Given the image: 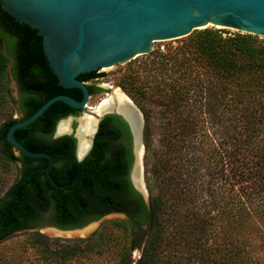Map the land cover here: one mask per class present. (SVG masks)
<instances>
[{"label": "trees", "instance_id": "trees-1", "mask_svg": "<svg viewBox=\"0 0 264 264\" xmlns=\"http://www.w3.org/2000/svg\"><path fill=\"white\" fill-rule=\"evenodd\" d=\"M11 65L22 90L20 120L57 96L83 99L81 90L59 85L38 31L16 21L0 1V111L12 100L6 86ZM105 77L98 71L79 80L95 96L100 89L89 83ZM119 86L145 116L155 192L150 205L131 188V145L113 143L120 136L131 139L120 117L103 121L85 162L71 163L64 177L53 176L67 187L52 185L50 194L46 176L36 171L49 161L16 156L7 133L18 120H10L0 127V158L23 167L12 186L15 192L11 187L0 200V241L40 220L46 209L63 228L124 212L128 219L107 223L133 231L150 223L151 233L136 261L123 254L116 264H264V39L194 31L179 47L158 52L131 71ZM147 102L158 110L155 128ZM75 112L56 102L18 129L16 137L28 150L48 153L55 162L68 159L75 139L52 140V134L58 121ZM154 133L157 146L152 144ZM82 242L60 245L36 234L33 247L41 264H70L92 250L81 249Z\"/></svg>", "mask_w": 264, "mask_h": 264}, {"label": "water", "instance_id": "water-1", "mask_svg": "<svg viewBox=\"0 0 264 264\" xmlns=\"http://www.w3.org/2000/svg\"><path fill=\"white\" fill-rule=\"evenodd\" d=\"M0 1L2 8L16 21L38 31L43 39V50L49 67L57 76L59 85L65 89H79L83 93L81 101L67 95L49 100L32 116L13 124L7 133L8 142L17 149L19 155L48 159L49 165L41 170L47 173L53 165L52 156L28 150L17 139L16 131L31 125L56 102H62L74 110L91 111L88 108L90 92L87 84L79 80L80 75L98 72L104 68H115L137 56L150 53L154 42L185 38L195 30L210 25L234 29L264 39V0ZM102 89L107 96L114 91V87L108 85ZM124 95L128 107L139 116L137 130L133 127L130 115L116 107L105 111L99 121L109 114H116L128 124L135 152L132 181L149 206L150 197L143 182L142 163L145 151V117L139 106L125 93ZM69 117L77 118L70 115L64 119ZM139 165L142 169V185H137L133 178ZM106 216L77 228H46L63 233L79 232V236H86L93 232L91 229L95 230L110 219L105 218ZM84 231L88 232L82 234ZM150 233V223L134 231L133 247L139 254L138 257L141 256Z\"/></svg>", "mask_w": 264, "mask_h": 264}, {"label": "rangeland", "instance_id": "rangeland-1", "mask_svg": "<svg viewBox=\"0 0 264 264\" xmlns=\"http://www.w3.org/2000/svg\"><path fill=\"white\" fill-rule=\"evenodd\" d=\"M204 29H213L217 31L224 32V36L233 35L238 33V31L230 28H221L213 25L208 26ZM241 33V32H239ZM246 34V33H244ZM259 37V36H258ZM185 38L167 40V41H157L152 45L150 53L146 55L137 56L129 62L120 64L117 67L113 68H104L100 70V73H105L106 77L100 81L96 82V85L100 88V91L95 96H92L89 100L88 106L91 109L99 106L105 98L108 96L105 91L102 89L103 86L108 85L112 86L115 89H120L123 93L127 94L119 85L124 80L127 74L131 73L133 70H138L139 66H143L145 63L151 61L155 54L158 52H167L168 50H173L176 47H179L186 40ZM261 39V38H260ZM12 65L9 68V77L6 79V86L10 91L12 100L7 101L4 104V108L0 111V127L4 123L10 120H20L22 118L21 112V98L22 90L11 72ZM142 72V70H140ZM133 100V99H132ZM134 101V100H133ZM135 102V101H134ZM151 116L152 124L155 127L159 126L157 123V107L149 102L146 103ZM141 109V108H140ZM91 112L82 111L77 115L75 121H77L78 127L80 125L81 119L85 116H92ZM75 116V115H74ZM72 120L73 117H69L62 121ZM74 120V119H73ZM74 122V121H73ZM61 123V122H60ZM146 125V121H145ZM155 130V129H154ZM152 144L157 146L158 136L156 133L151 137ZM145 144V139H144ZM16 156H20L18 151L15 150ZM143 182L147 188L149 197L151 194H155L151 185L153 183L152 179V160L149 155L146 144L145 151L143 154ZM21 163L11 164L6 162L4 159L0 158V200H2L10 188L21 178L22 170ZM142 176V169H141ZM106 216V215H105ZM103 218V217H102ZM100 218V219H102ZM105 218H110L103 222L98 228H96L92 233L86 236H62L55 234L50 228L42 229H32L25 228L21 231L14 232L13 234L6 236L0 241V264H41L37 259V253L33 247L34 237L36 234H43L51 240H58L60 245H73L74 241L80 240L81 249L89 246L92 247V250L89 253L82 255L79 258H75L70 261V264H116L118 258L123 254H128L131 260L136 261L139 257V254L132 246L133 233L134 231L130 229L127 225H121L119 227L114 224L107 223L111 220H124L125 216L122 213H110ZM98 219V220H100ZM96 221V220H95ZM51 230V231H50ZM56 246V245H55ZM45 264V263H42Z\"/></svg>", "mask_w": 264, "mask_h": 264}, {"label": "flooded vegetation", "instance_id": "flooded-vegetation-1", "mask_svg": "<svg viewBox=\"0 0 264 264\" xmlns=\"http://www.w3.org/2000/svg\"><path fill=\"white\" fill-rule=\"evenodd\" d=\"M96 82L97 81L90 82L89 84H92V85L98 87L96 85ZM114 90H116V89L114 88ZM91 97H92V95L90 94V98ZM88 108H89V106H88ZM80 112H82V111L81 110H76V112L73 115L77 116ZM109 116L120 117V116H118L116 114H109V115L105 116L101 121H99L98 125H97V130L95 129L96 132L94 133V136H92V138L90 140V147L84 153L80 152V147H79V142L80 141H79V138L77 136V129L79 128L78 124H77V121H75V119H74V122L72 123V131L70 133H59V124H60L61 121L57 122V124L55 126V129H54V132L52 134V140H58L60 138L69 137L70 136V137H73L75 139V143L74 144L72 143V147H71L72 150H71V157L70 158L67 159L65 157H61L59 161L55 162L54 158L52 157L53 158V165H52L49 173L41 171L42 169L47 168V166L49 165V162H48V164L42 162V163H40L38 165L39 167L36 169V171L40 172V173H43L46 176V181H45L44 185H45V189L47 190V192L49 191L48 192L49 194L52 191L51 187H50L52 185L54 187L56 186V187H58L60 189H63L65 187H67V185H59V184H57L54 181V179H53L54 177L53 176L60 177V178L64 177L65 174H66V170L68 169V167L71 166V163H78L79 164V163H83V162L86 161V159L91 155L92 151L95 148V139H96V136H97V134H98V132L100 130V127H101L103 121L105 119H107ZM127 126H128V124H127ZM114 128L116 130H119L118 126H114ZM128 130H129L130 135H131V139L130 140L125 139L124 136H120L118 139L114 140L113 143L115 145H117V146H130L131 145L132 164H131L130 171H129V181H130V184H131V188L142 196V194L137 190V188L135 187V185H134V183L132 181V174H133V170H134V166H135V152H134V140H133V136L131 134L129 126H128ZM45 160L49 161L48 159H45ZM22 167H23V165L21 164V168ZM53 181H54V183H53ZM13 189H15V187H12V190ZM49 194H48V196H50ZM113 213H122V212H113ZM122 214H124L126 216V219H128V216L124 212ZM54 216L55 215H54V212L52 210H50V209L43 210L41 212V215H40V220H38L35 223H28L27 228H32V229H42L44 227H59V228H63V227H60L59 225L55 224ZM89 222H91V221H85V224H87ZM145 224H147V223H144V224H141V225L137 226L136 229L139 228L140 226H144ZM74 228H77V227H74ZM63 229H70V228H63Z\"/></svg>", "mask_w": 264, "mask_h": 264}, {"label": "bare ground", "instance_id": "bare-ground-1", "mask_svg": "<svg viewBox=\"0 0 264 264\" xmlns=\"http://www.w3.org/2000/svg\"><path fill=\"white\" fill-rule=\"evenodd\" d=\"M109 97V99H108ZM107 98L102 100L101 104L97 106L96 108L92 109L93 112H91L92 116H85L81 119L79 128L77 129V136L79 138V147L80 152L84 153L86 152L90 147V140L92 136L95 133V129L97 127V124L99 122V117L103 115V113L109 109H112L116 107L118 110L125 111L130 115L133 127L135 128V131L138 128L139 125V116L138 114L128 107V105L125 102V95L120 89H116L113 91L112 95H109ZM73 119L61 121L59 124V133H70L72 131V123ZM134 181L137 185H142V176H141V166L139 165L136 167L134 175H133ZM51 231V230H50ZM55 231V230H53ZM94 231V228L91 229V232ZM85 232L88 231H84ZM55 234L62 235V236H76L80 235L81 233H63L55 231Z\"/></svg>", "mask_w": 264, "mask_h": 264}]
</instances>
